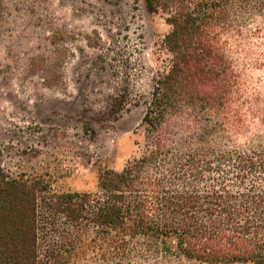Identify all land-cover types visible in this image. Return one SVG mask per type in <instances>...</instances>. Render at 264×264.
I'll use <instances>...</instances> for the list:
<instances>
[{
    "label": "trees",
    "instance_id": "16d2710c",
    "mask_svg": "<svg viewBox=\"0 0 264 264\" xmlns=\"http://www.w3.org/2000/svg\"><path fill=\"white\" fill-rule=\"evenodd\" d=\"M144 1L170 26L142 117L152 147L100 168L95 191L0 172V264H264V137L231 141L248 102L231 53L264 0Z\"/></svg>",
    "mask_w": 264,
    "mask_h": 264
},
{
    "label": "rangeland",
    "instance_id": "374dc122",
    "mask_svg": "<svg viewBox=\"0 0 264 264\" xmlns=\"http://www.w3.org/2000/svg\"><path fill=\"white\" fill-rule=\"evenodd\" d=\"M164 17L144 0H0V172L95 191L100 168L120 170L150 149L142 117L170 64ZM244 32L246 45L231 53L248 100L233 106L246 123L237 145L264 137V15Z\"/></svg>",
    "mask_w": 264,
    "mask_h": 264
}]
</instances>
